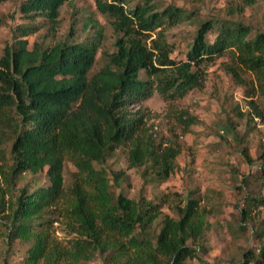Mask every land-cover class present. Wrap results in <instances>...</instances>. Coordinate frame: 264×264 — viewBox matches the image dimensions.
<instances>
[{
	"label": "trees",
	"instance_id": "obj_1",
	"mask_svg": "<svg viewBox=\"0 0 264 264\" xmlns=\"http://www.w3.org/2000/svg\"><path fill=\"white\" fill-rule=\"evenodd\" d=\"M70 1L28 0L22 12L42 16L53 26ZM95 2L120 34L116 50L97 72L92 69L100 38L51 46L34 42L30 48L24 39L28 31H23L0 58V213L8 221V239L31 243L23 264H79L97 255L104 264H187L197 258L193 243L210 227L198 200L190 198L178 207L177 219L166 216L156 223L161 204L115 194L104 165L126 145L129 167L144 169L146 181L168 180L179 167V149L148 134L144 116L130 106L154 91L169 102L184 98L202 85L203 66L226 53L239 69L254 74L264 91V32L252 37L249 25L232 19L201 21L186 60L177 62L170 57L173 48L164 32L154 39L152 33L187 20L185 9L169 5L160 10L150 0L132 9L126 0ZM210 32L217 33L214 42L208 41ZM259 159L264 175V152ZM66 160L77 169L68 189ZM45 169L48 186L14 194L22 174ZM63 200L78 237L69 247L58 248L47 231ZM248 204L264 206V197L249 196ZM249 213L244 210L245 218ZM253 228L262 240L258 252L248 250L239 260L213 264H264V219Z\"/></svg>",
	"mask_w": 264,
	"mask_h": 264
},
{
	"label": "rangeland",
	"instance_id": "obj_2",
	"mask_svg": "<svg viewBox=\"0 0 264 264\" xmlns=\"http://www.w3.org/2000/svg\"><path fill=\"white\" fill-rule=\"evenodd\" d=\"M27 1L0 0V58L7 46L22 38L23 31H28L24 39L29 41L30 48L34 42L51 46L59 41L81 43L100 38L92 73L116 50L115 42L120 34L114 30L112 19L100 13L95 0L65 3L53 26L42 16L27 17L22 12ZM143 1L126 0V6L132 9ZM150 1L160 10L173 5L185 9L189 15L173 27L164 26L152 33L154 39L158 32H164L173 48L170 57L177 62L186 60L201 21L232 19L249 25L252 37L264 32V0ZM232 9L235 14H231ZM216 36V32H210L208 41L214 42ZM203 69L202 85L184 98L169 102L154 91L150 97L130 106V111H139L144 116L148 134L164 142L172 141L179 149V167L168 180L146 181L142 176L144 169L129 167L126 145H121L104 165L115 194L123 193L135 199L144 197L161 204L162 215L156 223L166 216L177 219L178 207H185L190 198L198 200L200 208L207 211L210 227L203 239L193 243L197 258L187 264L231 262L241 259L248 250L258 252L262 240L253 227L264 219V206L248 204L249 196L264 197V175L259 166L264 152V91L254 74L235 65L230 53L209 62ZM7 148L9 151L10 146ZM245 151L252 161L246 158ZM76 171L66 160L63 170L66 189L72 186ZM0 181L3 184L1 176ZM48 184L47 169L37 175L24 173L17 180L14 194L18 195L22 189L32 192ZM67 207L63 200L47 231L51 244L58 248L69 247L78 237L70 227L72 220L66 214ZM245 209H250L247 218ZM7 222L5 213H0V264H23L31 243L10 242ZM79 264H104V259L97 255Z\"/></svg>",
	"mask_w": 264,
	"mask_h": 264
}]
</instances>
